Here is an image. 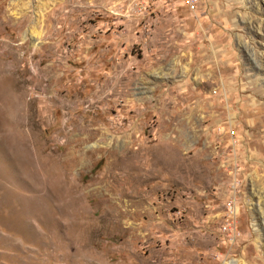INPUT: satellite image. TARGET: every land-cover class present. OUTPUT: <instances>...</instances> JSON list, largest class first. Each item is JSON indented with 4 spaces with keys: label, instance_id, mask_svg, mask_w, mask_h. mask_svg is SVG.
Wrapping results in <instances>:
<instances>
[{
    "label": "rangeland",
    "instance_id": "1",
    "mask_svg": "<svg viewBox=\"0 0 264 264\" xmlns=\"http://www.w3.org/2000/svg\"><path fill=\"white\" fill-rule=\"evenodd\" d=\"M0 0V264H264V0Z\"/></svg>",
    "mask_w": 264,
    "mask_h": 264
},
{
    "label": "built area",
    "instance_id": "2",
    "mask_svg": "<svg viewBox=\"0 0 264 264\" xmlns=\"http://www.w3.org/2000/svg\"><path fill=\"white\" fill-rule=\"evenodd\" d=\"M186 1L190 2L191 4L194 3V2H193L194 0H186Z\"/></svg>",
    "mask_w": 264,
    "mask_h": 264
}]
</instances>
